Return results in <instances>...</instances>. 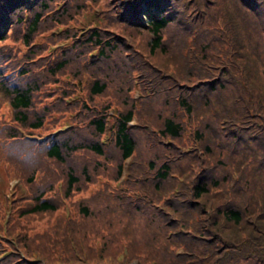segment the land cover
Here are the masks:
<instances>
[{
    "label": "trees",
    "instance_id": "16d2710c",
    "mask_svg": "<svg viewBox=\"0 0 264 264\" xmlns=\"http://www.w3.org/2000/svg\"><path fill=\"white\" fill-rule=\"evenodd\" d=\"M73 64L74 121L40 129ZM3 99L0 264H264V0H0Z\"/></svg>",
    "mask_w": 264,
    "mask_h": 264
},
{
    "label": "rangeland",
    "instance_id": "374dc122",
    "mask_svg": "<svg viewBox=\"0 0 264 264\" xmlns=\"http://www.w3.org/2000/svg\"><path fill=\"white\" fill-rule=\"evenodd\" d=\"M101 3L103 4L102 1H101ZM92 7H93L92 11H90V10L88 11L87 10V12L84 13L81 16V18H80L81 19V23H84L87 20L90 21L91 19H93L94 17H92L93 16L92 14L94 12L96 14L100 13L99 12L100 6L98 4H93ZM102 16L103 15H101V17L99 18V21L100 22H105V20L102 18ZM69 29H70V27L67 26V25H64V24H58L57 23V24H54L53 26H51L49 28V30H47V33H55L57 38L59 36L60 37L58 38V40L56 42L43 43L42 45H44L45 49L42 50L41 52H39V54L40 53L46 54V55H44L45 57H38L37 60L35 59L31 63L37 62L38 64H40L41 61L47 62V60L50 58V56L53 54V51L56 50V48H58L60 46H63L65 44H67V43H69L68 44V48L71 47V45L74 44V41L72 39L65 38V35H66V33H67V31ZM83 29H81V32H82ZM86 29H88V28H86ZM90 31L91 30L88 29L85 32H83V34H87V32H90ZM45 33H46V31H45ZM61 36L64 37V38H61ZM41 38L45 39V36H42ZM137 40H138V38H136V41ZM140 44H142L141 41H140ZM45 68L46 67H43L42 71L40 73H43V72L47 73V70ZM75 68H76L75 64L70 65V66L67 67L65 72L62 73L63 74L62 75V79H64V80H62V79L59 80L60 83H61V86H60V83L52 82V83H50V85L52 86V89H49L51 91V93L43 90V92L40 94V95H44L46 97L43 98V99H38L37 100L39 105H41V103H40L41 101L47 100V97L50 94L52 96L49 97V102H50V100L54 101L56 99L54 96H55V94H57V91L60 92L61 94H63L66 97L65 99L62 98V97H59V99H61L62 102H63L61 107H59L56 104H54L52 106V115L56 116L57 119L61 121V123L56 125V126L51 125L48 128H40V129H43V130L51 129L52 132H57V131H61L63 128H66L68 126V124H69L68 122H70V120L74 121V119H75L74 113H75V111H76V109L78 108L79 105H77V102L76 103H71V100H72L71 98H74L75 96H78L79 98L81 96L86 97L85 94L87 93V88L83 87V90L79 89V85L77 84L75 79H73L72 75H70L74 71ZM10 75H11V73H10ZM83 78L84 79L82 80V82H84V84H87L88 79H89V74L86 73L85 77H83ZM77 79H78V77H77ZM55 86H60V87L57 88V90H56ZM138 88H139V86H135L134 87V95L133 96H135V97H137V95H138ZM66 102L69 103V104L71 103V104L70 105L64 104ZM79 102H81V101H79ZM2 108L6 111L7 118H9V120L13 121L12 117L14 115V111H11L7 104H6V107H5L4 99H3L2 102H0V109H2ZM7 127H9L7 125V123H4L3 127L0 126V134L3 133L5 131V128H7ZM32 128L36 129L35 127H32ZM34 131H35V132H33L34 135L42 136L37 131V129L34 130ZM44 133L45 132H43L42 134H44ZM24 135H27V133L25 132ZM8 147H11V146L8 145ZM5 161H6L5 159L0 158V179L1 180L6 177L5 172H4L5 171V169H4ZM98 178H99V180L95 181L94 184L90 185L91 189L96 188L97 186L101 185L102 181H108V182L112 183L114 186L118 183V181H117V183L114 184L113 181L107 175H104V174H100ZM122 178L124 179V177H122ZM18 181H19V177H15V176H11L10 177V179L8 180L9 188L6 190L8 194H10V186L12 184L18 182ZM57 186H58V188H61L62 179H59L57 181ZM89 192H91V191L87 190L85 192H78L74 196H69V197H65L63 194H61L60 196H62L64 198L63 199L64 203H63V206L59 208L58 213L64 212V214L69 218L68 219L69 223L76 224V226H79L80 225V221L82 220V218L78 217L76 203H78V200L81 198L82 195L83 196H87ZM95 199L98 200L97 197H95ZM74 216H76L77 218H74ZM73 227H74V225H73ZM73 227H72V225L67 227V230H68L69 233H71V231H72L71 229H73ZM144 235H145V233H144ZM94 238H95V236H94ZM101 239H102V237H101ZM102 241H103V239H102ZM132 245L136 246V242H132ZM123 247L124 248L126 247V249H128V246H126V245H123ZM126 249H125V251H126Z\"/></svg>",
    "mask_w": 264,
    "mask_h": 264
}]
</instances>
